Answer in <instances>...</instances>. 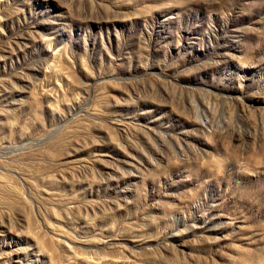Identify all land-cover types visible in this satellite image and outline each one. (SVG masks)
<instances>
[{
  "label": "rangeland",
  "instance_id": "374dc122",
  "mask_svg": "<svg viewBox=\"0 0 264 264\" xmlns=\"http://www.w3.org/2000/svg\"><path fill=\"white\" fill-rule=\"evenodd\" d=\"M0 264H264V0H0Z\"/></svg>",
  "mask_w": 264,
  "mask_h": 264
}]
</instances>
